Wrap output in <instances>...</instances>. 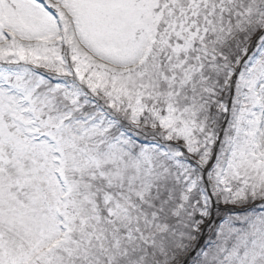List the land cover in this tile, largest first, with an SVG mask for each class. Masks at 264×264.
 Masks as SVG:
<instances>
[{
    "label": "snow or ice",
    "instance_id": "obj_1",
    "mask_svg": "<svg viewBox=\"0 0 264 264\" xmlns=\"http://www.w3.org/2000/svg\"><path fill=\"white\" fill-rule=\"evenodd\" d=\"M0 264H264V0H0Z\"/></svg>",
    "mask_w": 264,
    "mask_h": 264
}]
</instances>
